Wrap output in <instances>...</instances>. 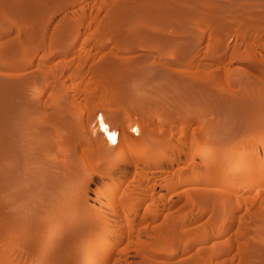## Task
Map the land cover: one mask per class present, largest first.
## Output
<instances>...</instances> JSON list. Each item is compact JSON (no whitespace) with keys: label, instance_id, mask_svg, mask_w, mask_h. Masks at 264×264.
I'll use <instances>...</instances> for the list:
<instances>
[{"label":"rangeland","instance_id":"obj_1","mask_svg":"<svg viewBox=\"0 0 264 264\" xmlns=\"http://www.w3.org/2000/svg\"><path fill=\"white\" fill-rule=\"evenodd\" d=\"M0 116V264L47 263L53 192L114 221L61 264H264V0H0Z\"/></svg>","mask_w":264,"mask_h":264},{"label":"bare ground","instance_id":"obj_2","mask_svg":"<svg viewBox=\"0 0 264 264\" xmlns=\"http://www.w3.org/2000/svg\"><path fill=\"white\" fill-rule=\"evenodd\" d=\"M74 1H76V0H74ZM116 1V0H115ZM120 1V0H119ZM73 2V1H72ZM71 2V3H72ZM130 2V1H129ZM69 4V3H68ZM107 5V4H106ZM118 6V5H117ZM122 7V6H121ZM124 7H126V5L125 6H123L121 9L123 10V9H125ZM113 8H115V6L113 7V5H112V7L110 6V8H109V11H111V13H112V10H113ZM117 8V7H116ZM120 9V10H121ZM122 10H121V12H122ZM108 11V13H110ZM118 11V10H117ZM115 12V11H114ZM113 12V13H114ZM119 12V11H118ZM117 12V13H118ZM121 12H119V15L121 14ZM124 12V11H123ZM115 14V16H114V18L118 15V14ZM126 13V12H125ZM253 13V12H252ZM113 15V14H112ZM112 15H110V17H107V18H111V16ZM117 16V17H120V16ZM134 15V14H133ZM258 15V14H257ZM107 16V15H106ZM121 16H122V14H121ZM115 18V19H118V18ZM127 17V16H126ZM125 17V18H126ZM196 17V16H195ZM113 18V24H115L116 26H117V24L119 23V21L118 20H115ZM123 18H124V16H123ZM122 17H120L119 19H123ZM124 18V19H125ZM135 18V17H134ZM220 18V17H219ZM106 19V18H105ZM115 20V21H114ZM126 20V19H125ZM103 21V20H102ZM110 21H112V18L110 19ZM117 21V22H116ZM124 21V20H123ZM123 21H121L120 23H122V25H126V23L128 22V21H126V23H123ZM131 21V20H130ZM109 21H107V23H108ZM114 22H116V23H114ZM159 22V21H158ZM128 24H129V22H128ZM132 24V23H131ZM175 24V23H174ZM121 25V24H120ZM119 25V27H120V29L121 28H124V26L123 27H121ZM116 26H114L113 25V29H115V27ZM127 26V25H126ZM126 26H125V29H126ZM101 27V26H100ZM117 29V28H116ZM96 30H98V29H96ZM100 30V29H99ZM98 30V31H99ZM118 30V29H117ZM117 30H116V33H117ZM108 31V30H107ZM114 32H115V30H113ZM120 31V30H119ZM96 32V31H95ZM109 32H111V31H109ZM120 33H121V31H120ZM106 34H107V36L109 35V36H111L108 32H106V29L105 30H103V29H101L99 32H98V35L97 36H101V38H103V37H105L106 36ZM119 33H117L116 35H118ZM115 35V33H113L112 34V36H116ZM66 36V35H65ZM128 36V35H127ZM130 36V35H129ZM118 37V36H117ZM62 38V37H61ZM100 38V39H101ZM111 38V37H110ZM121 37H119V39H120ZM60 39V38H59ZM65 39V38H64ZM107 39V38H106ZM122 39V38H121ZM67 40V39H66ZM134 40H135V38H134ZM138 39H136V41H137ZM62 41H63V39H62ZM61 41V42H62ZM68 41V40H67ZM104 41V40H103ZM122 41H123V39H122ZM138 41H140V40H138ZM137 41V42H138ZM58 42L60 43V41L58 40ZM125 43H126V45H127V43H129V41H124ZM135 42V41H134ZM140 42H142V41H140ZM152 42V41H151ZM57 43V42H56ZM55 43V49H57V50H59V49H62V48H64L65 46H63L62 48H60V45H62V43H60V44H56ZM118 43H119V41H118ZM124 43V44H125ZM136 43V42H135ZM150 43V42H149ZM155 43V42H154ZM121 44H123V42H121ZM123 44V45H124ZM133 44V42H131V45ZM139 44V43H138ZM161 44V43H160ZM170 43H168V45H169ZM178 44V43H177ZM163 46H164V44H162ZM168 45H166V46H168ZM66 46H68V45H66ZM170 46V45H169ZM69 47V46H68ZM162 47V46H161ZM66 48V47H65ZM56 50V51H57ZM64 50V49H63ZM168 50V49H167ZM171 56V55H170ZM150 67V66H149ZM167 77V76H166ZM16 83V82H15ZM13 88H14V84H13V86H12ZM21 87V86H20ZM4 89V88H3ZM15 89V90H14ZM14 89H12V91L14 92V94L16 95L17 93H18V91L20 90L19 88H18V85H16L15 86V88ZM7 91V90H6ZM24 94V93H23ZM3 97V96H2ZM17 98H18V95H17ZM17 98H16V100H17ZM23 98V97H22ZM26 97H24V99H25ZM2 99V98H1ZM19 99V98H18ZM23 99V100H24ZM4 100V99H3ZM3 100H1V101H3ZM26 100V99H25ZM12 102H14V101H12ZM18 102H19V100H18ZM24 103H25V101H23ZM16 103H17V101H16ZM15 102H14V105H17V107L19 106V104L21 105V103H18V104H16ZM3 104V103H2ZM26 104H28L27 102H26ZM25 104V105H26ZM23 105V104H22ZM39 106V105H38ZM16 107V106H15ZM22 107V106H21ZM11 108V107H10ZM12 109H14V108H12ZM17 109V108H16ZM25 109V108H24ZM10 111V110H9ZM14 111H17V110H14ZM18 111H19V109H18ZM28 111V110H27ZM100 111V110H99ZM4 112V111H3ZM25 113V112H24ZM94 113V112H93ZM100 113H101V111H100ZM14 114H16L15 112H14ZM96 114V113H95ZM102 114V113H101ZM26 115V114H25ZM3 116V115H2ZM2 116H0V117H2ZM6 116V115H5ZM12 116H15V115H12ZM17 117V116H16ZM96 117V116H95ZM100 117H101V119H103L104 117H103V115H100ZM10 119H11V117H10ZM13 119V118H12ZM15 119V118H14ZM13 119V120H14ZM105 119V118H104ZM102 120V122H101V125L103 126V127H105V125L107 124L108 125V123H105V120ZM2 120V119H1ZM15 121V120H14ZM14 121H12L13 123H14ZM23 122V121H22ZM12 124V123H11ZM15 124V123H14ZM16 125V124H15ZM18 125V124H17ZM110 125V124H109ZM14 126V125H13ZM21 126V125H20ZM5 127V126H4ZM31 127V126H30ZM111 127V126H110ZM109 127V128H110ZM41 128V127H40ZM14 129V128H13ZM113 128H111V130H112ZM41 130V129H40ZM114 130V129H113ZM51 132V131H50ZM112 132H114V131H112ZM145 132V131H144ZM110 133V132H109ZM17 134V133H16ZM108 134V133H107ZM112 135V134H111ZM128 135H130V134H128ZM127 135V136H128ZM123 137V136H122ZM132 137V136H131ZM130 136H129V139L128 138H126V137H123V139L125 140V138H126V140L128 139V141L130 142L129 143V145H127L128 146V150H127V152L128 151H130L131 152V150L133 149V147L135 146H137L138 147V144L140 143H142L140 140H135V139H133V138H131ZM122 139V140H123ZM15 140V139H14ZM123 140V141H124ZM126 140H125V142H126ZM127 141V142H128ZM124 146V145H123ZM140 146V145H139ZM121 147V146H120ZM120 147L119 148H115V147H110V145L108 146V147H106L105 149L106 150H109L108 152H109V154H111L110 152L111 151H119V150H121L120 149ZM141 147V146H140ZM124 148H125V146H124ZM125 148V149H126ZM123 149V148H122ZM124 149V150H125ZM105 151V150H104ZM113 151V152H114ZM152 153V151L150 152V153H148V154H151ZM154 157V156H153ZM116 159V158H115ZM111 162H112V164H114L115 163V160L113 159V158H111V160H110ZM17 162V161H16ZM117 162H118V160H117ZM144 163H147V162H144ZM53 164V163H52ZM111 164V165H112ZM117 165V164H116ZM118 165H119V163H118ZM146 166V165H145ZM144 166V167H145ZM117 167H119V166H117ZM115 168V167H114ZM119 170H120V168H119ZM0 171H2V170H0ZM118 172V171H117ZM84 179V178H83ZM79 181H80V178L78 179ZM78 180L76 181V184H77V182H78ZM82 180V179H81ZM85 181V180H84ZM79 183H81V181L79 182ZM74 184V183H73ZM75 184V186H77L78 187V184L76 185ZM84 184H86V182H84ZM72 185V184H71ZM82 185V184H81ZM80 185V186H81ZM74 187V186H73ZM75 188L76 187H74V191L73 190H70V191H73V192H76V193H74V195H76V197H80V196H83L85 193H83L82 192V190H80V189H78L77 191L75 190ZM83 188V187H82ZM85 188V187H84ZM84 188H83V191H84ZM70 189V188H69ZM69 189H67L66 191H67V193H68V190ZM51 190V189H50ZM64 190V189H63ZM49 191V190H48ZM46 192V191H45ZM57 193H62L61 191H56ZM64 192V191H63ZM97 192V191H96ZM65 193V195H67V193L66 192H64ZM72 193V192H71ZM186 193V192H185ZM53 195L51 196L52 198L50 199V200H48V201H46L45 203L43 202V203H41L40 205H35V207L36 208H38V209H35V212L38 210V212L40 211V212H42V210H45V209H52V213H53V210H54V208H55V210H54V212L55 213H53V214H50L51 213V211H50V218H49V222H47V223H45L44 222V224H42L43 225V227L41 228V227H39V226H37V225H32V224H27L26 223V225H29V226H25L26 228V230L28 231V232H37V235H36V237L38 236V234H39V236H38V244H37V248H38V250L37 251H39V252H37L38 254H36L37 256H35V258L37 259V261L38 262H47L46 264H49V263H54V261H58L57 262V264H61L60 263V261H61V259L63 258V256L62 255H60V252L61 251H59V250H61L62 248H61V246L63 245L62 244V242L64 243V241H62L63 240V237H67V236H70L69 237V239L68 240H70L71 241V245L69 244V246H67L68 247V252H69V254H73V255H75L77 252H78V247H77V243L81 240V243H82V247L83 248H85L86 249V251L88 250V253L87 254H89V256L88 257H90V255H92L91 257H93V254H92V251L94 252V250H96V249H102V243L104 242L103 240H107V245H110L109 243H110V240H112L111 238V233H113V232H111V233H109L110 231H113V230H110V231H108L109 230V228L108 227H111L112 226V222H114V221H112V219H110L109 217H107V216H103L102 218H106V219H108V222H109V224H107V225H109V226H107V228H106V226H104V225H96V222H94L93 221V223H95V224H91V220L90 219H88V215H89V210H88V207L86 206V203L84 202V201H77V200H75V201H71V202H69L68 203V201H65V203H64V206H61L60 204H57V202H55L56 203V205H58V206H56V205H53V204H55L54 202H52L53 201V199H56L55 197L57 196V195H54V192L52 193ZM60 194H59V196H60ZM73 194V193H72ZM37 195V194H36ZM63 195V194H62ZM62 195L60 196V197H62ZM69 195V194H68ZM67 195V196H68ZM71 195V194H70ZM86 195V194H85ZM105 195V194H104ZM108 195V194H107ZM55 196V197H54ZM109 196V195H108ZM124 196V195H123ZM128 196V195H127ZM161 196H163V195H161ZM161 196H160V198H161ZM165 196V195H164ZM46 197V196H45ZM59 197V198H60ZM75 197V196H74ZM101 197V196H100ZM58 198V199H59ZM63 198V197H62ZM84 198V197H83ZM71 200H73V199H71ZM80 200V199H79ZM109 204H111L113 207H115L116 209L114 210V217H118V215H119V219H120V221H121V223H124V221L126 222V221H128V220H132L133 218V216H131V217H128L126 214V212H124L125 213V215H124V213H122V209L123 208H125V206H126V202L123 200V198H122V195H121V193H118L117 191H116V193L115 194H112L109 198H106L105 199ZM55 201V200H54ZM129 201V200H128ZM127 201V202H128ZM104 202V201H103ZM36 203V202H35ZM38 203V202H37ZM53 203V204H52ZM62 204V203H61ZM100 204H101V206L102 205H104L103 203H101L100 202ZM60 205V206H59ZM98 205H99V203H98ZM57 207V208H56ZM93 207V206H92ZM147 209V208H146ZM150 209V208H149ZM32 210V209H31ZM92 210V209H91ZM111 210V209H110ZM148 210V209H147ZM95 211V210H94ZM126 211V210H125ZM49 212V211H48ZM98 212V211H97ZM37 213V212H36ZM95 213V212H94ZM129 213V212H128ZM147 213V212H146ZM91 214H92V212H91ZM90 214V215H91ZM98 214V213H97ZM51 215H52V217H51ZM136 215V214H135ZM98 216V215H97ZM96 216V217H97ZM166 216V215H165ZM2 217V216H1ZM34 217V216H33ZM47 217H49V215L47 216ZM93 217V216H92ZM99 217H101V216H99ZM9 218V217H8ZM90 218V217H89ZM168 218V217H167ZM33 219V218H32ZM92 219V218H91ZM116 219V218H115ZM5 220V219H4ZM47 220V219H46ZM93 220V219H92ZM97 220H98V218H97ZM103 219H101V221H102ZM114 220V219H113ZM134 221H135V219H134ZM14 223V225H16V227L18 226L17 224H21V226H22V224L23 223H25L26 221H25V219H23V220H16V222L15 221H13ZM27 222H28V220H27ZM99 223V222H98ZM112 223V224H111ZM12 224V226H14ZM34 224V223H33ZM115 224V223H114ZM20 226V225H19ZM20 226V227H21ZM11 227V226H10ZM24 227V225L22 226V228ZM114 228V227H113ZM8 229V228H7ZM40 229L42 230L41 232H40ZM45 229V230H44ZM68 229V230H67ZM23 230H24V228H23ZM26 230H24V231H26ZM115 230V229H114ZM39 231V232H38ZM108 231V232H107ZM118 232V231H117ZM120 232V231H119ZM92 233H95V238L93 239H91L90 237L88 238V239H85L88 235H90V234H92ZM28 235V234H27ZM114 235V234H113ZM86 236V237H85ZM85 239V240H84ZM65 240V239H64ZM115 240V239H114ZM67 241V240H66ZM65 241V242H66ZM37 243V242H36ZM68 244V243H67ZM66 245V244H65ZM65 245H63V246H65ZM106 245V246H107ZM62 246V247H63ZM133 246V245H132ZM66 247V246H65ZM64 248V247H63ZM82 249V248H81ZM53 250H55V251H53ZM84 250V249H83ZM64 251H66V250H64ZM82 251V250H81ZM85 251V250H84ZM85 251V252H86ZM67 252V251H66ZM152 252V251H151ZM80 253L81 252H79V255H80ZM82 253H83V251H82ZM81 253V254H82ZM62 254H63V252H62ZM97 254V253H96ZM96 254L94 255L95 257H96ZM68 255V254H67ZM77 255V254H76ZM81 256V258H85L86 257V255L84 254V255H80ZM85 256V257H84ZM75 257V256H74ZM98 257H100V256H98ZM97 257V258H98ZM65 258H66V256H65ZM77 258V257H76ZM80 258V257H79ZM78 259V258H77ZM89 259V258H88ZM63 260V259H62ZM65 260V259H64ZM83 260V259H82ZM92 260V259H91ZM95 260V259H94ZM80 261V260H79ZM93 261V260H92ZM97 261V260H96ZM64 262V261H63ZM81 262V261H80ZM89 262H90V260H89ZM56 263V262H55ZM54 263V264H55ZM87 263V262H86ZM93 264V263H92Z\"/></svg>","mask_w":264,"mask_h":264},{"label":"clouds","instance_id":"obj_3","mask_svg":"<svg viewBox=\"0 0 264 264\" xmlns=\"http://www.w3.org/2000/svg\"><path fill=\"white\" fill-rule=\"evenodd\" d=\"M133 131H136V129H133ZM138 134V133H137ZM109 140L112 145H115L118 142V135L116 133H113L110 137Z\"/></svg>","mask_w":264,"mask_h":264}]
</instances>
